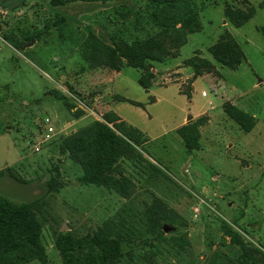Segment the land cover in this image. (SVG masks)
Instances as JSON below:
<instances>
[{
    "label": "rangeland",
    "instance_id": "1",
    "mask_svg": "<svg viewBox=\"0 0 264 264\" xmlns=\"http://www.w3.org/2000/svg\"><path fill=\"white\" fill-rule=\"evenodd\" d=\"M195 2L200 29L187 35L177 55L149 62L144 88L142 69L93 67L84 58V42L89 30L111 46L114 39L130 44L157 36L161 27L151 15L150 0L63 5L0 0V194L33 203L48 264H62L55 248L62 232L120 239L123 252L116 264H242L224 224L264 251V0ZM228 8L251 16L236 26ZM62 16L65 23L42 37L23 36ZM225 32L244 54L235 69L209 51ZM191 57L209 60L212 68L196 75L187 63ZM210 83L220 87L221 97L210 92ZM52 89L75 106L65 107ZM116 94L138 104L116 100ZM225 105L250 115L252 128L244 130ZM79 110L83 114L77 118ZM113 110L121 117L108 123L104 114ZM46 117L63 130L35 152L32 146ZM93 120L106 122L116 133L136 128L147 137L139 147L146 163L122 162L135 184L129 197L81 182L80 165L59 149L61 137ZM196 121L198 146L188 152L177 129ZM154 201L174 222L160 225L146 212ZM164 224L171 231L159 235Z\"/></svg>",
    "mask_w": 264,
    "mask_h": 264
},
{
    "label": "trees",
    "instance_id": "2",
    "mask_svg": "<svg viewBox=\"0 0 264 264\" xmlns=\"http://www.w3.org/2000/svg\"><path fill=\"white\" fill-rule=\"evenodd\" d=\"M78 1L91 3L113 0H53V3L63 5ZM150 4L153 7L151 15L161 27L157 36L130 44L114 39V45L111 46L89 30L84 42V58L91 61L93 67L106 66L118 71L126 64L142 69L139 83L147 88L151 75L149 62L162 61L167 55H177L178 48L186 43L187 35L200 29L195 0H150ZM226 12L236 26L242 25L251 16V12L245 13L237 9L228 8ZM64 23L63 16L52 23L46 21L40 27L25 31L23 36L25 39L42 37L52 27L59 28ZM209 51L217 62L232 69L237 68L244 59L241 48L229 32L222 34ZM187 63L194 67L196 75H200L201 68H212L209 60L199 57H191ZM50 93L68 109L75 106L74 101L61 91L52 89ZM115 99L138 104L117 94ZM224 110L244 130L252 128L253 122L246 112L232 105H225ZM82 114V110L75 112L77 118ZM104 119L110 123L119 117L114 111H107ZM106 122L93 120L61 137L58 146L62 153H67L73 162L80 165L83 171L79 177L81 182L106 185L114 188L121 196L129 197L135 190V184L125 173L122 162L128 161L135 166L141 162L146 163L139 147L147 142V137L136 128H127L116 133ZM199 124L200 121L191 122L177 129L188 152L198 146ZM32 205V202H15L0 194V264H29L32 261L48 264L47 255L41 245L40 226L31 210ZM146 212L156 218L155 221L160 225L163 221L174 222L168 210L155 201L146 208ZM223 230L230 242L239 247L240 263L264 264V251L260 247L248 244L240 233L227 224L223 225ZM158 233L163 235L162 226ZM55 248L62 264H116L123 252V242L118 238L104 237L97 233L74 237L68 232H62L57 236Z\"/></svg>",
    "mask_w": 264,
    "mask_h": 264
},
{
    "label": "built area",
    "instance_id": "3",
    "mask_svg": "<svg viewBox=\"0 0 264 264\" xmlns=\"http://www.w3.org/2000/svg\"><path fill=\"white\" fill-rule=\"evenodd\" d=\"M210 92L215 96L221 97L220 87H218L216 84L210 83L209 85ZM207 91H202L201 95L206 97ZM211 102V101H210ZM63 130V126L55 127L52 123V121L49 118L43 119V127L39 129L37 134V140L33 143V150L35 152L39 151L44 143H46L50 138L55 135L57 132H61Z\"/></svg>",
    "mask_w": 264,
    "mask_h": 264
},
{
    "label": "water",
    "instance_id": "4",
    "mask_svg": "<svg viewBox=\"0 0 264 264\" xmlns=\"http://www.w3.org/2000/svg\"><path fill=\"white\" fill-rule=\"evenodd\" d=\"M33 43H34V41H30L29 43L23 45L22 47H25V46H31ZM190 118H191V116L188 115L187 119L189 120ZM171 228H172V227L169 226L168 224H164V225H163V231H164V232H169V231H171Z\"/></svg>",
    "mask_w": 264,
    "mask_h": 264
},
{
    "label": "crops",
    "instance_id": "5",
    "mask_svg": "<svg viewBox=\"0 0 264 264\" xmlns=\"http://www.w3.org/2000/svg\"><path fill=\"white\" fill-rule=\"evenodd\" d=\"M211 81V80H210ZM114 111V110H113ZM118 116H120L116 111H114ZM121 117V116H120Z\"/></svg>",
    "mask_w": 264,
    "mask_h": 264
}]
</instances>
